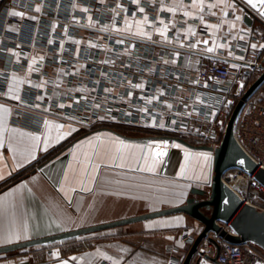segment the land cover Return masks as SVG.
Returning <instances> with one entry per match:
<instances>
[{
	"label": "built area",
	"instance_id": "obj_1",
	"mask_svg": "<svg viewBox=\"0 0 264 264\" xmlns=\"http://www.w3.org/2000/svg\"><path fill=\"white\" fill-rule=\"evenodd\" d=\"M105 1L0 0V60L3 63L0 73L8 77L5 79L0 75V99L7 98L11 77L15 73L32 81L25 85L19 103L22 106L83 127L107 123L132 126L171 133L196 145L217 147L226 131L229 112L251 85L249 80L260 73L264 48L259 47L253 53L250 45L264 44V34L257 32V26L249 27L252 30L249 40L232 45L233 57L223 52L198 53L193 50H184L177 56L167 48L173 50L176 47L163 44L160 38L148 41L117 31L129 14L139 17L147 14L156 21L158 10L151 3L137 5L131 0ZM36 5H41L40 12L35 10ZM85 7L88 12L82 10ZM140 7L145 11L140 12ZM13 11L23 12L24 16L9 15ZM32 16L37 18L33 20ZM170 36V40L175 39L176 32H171ZM118 40L124 43H117ZM159 45L163 47L157 53L155 46ZM13 52L19 53V59ZM241 55L245 57L244 61L236 59ZM41 56L43 60L39 59ZM165 60L169 63H164ZM233 63L241 67L234 69L231 67ZM29 64H32L34 73H29ZM241 82L244 84L242 88ZM138 83H143L144 88L132 87ZM106 88L113 91L106 92ZM261 89L246 103L236 121L234 133L244 152L258 168L264 169V90ZM41 96L43 99H37ZM153 96L158 99H148ZM168 103L172 104L171 109L167 107ZM60 104L65 107L60 108ZM96 104L100 105L98 109ZM142 108L148 111H140ZM189 112L191 116L187 115ZM205 113H209L207 118ZM100 116L105 119H98ZM153 116L155 127L151 123ZM172 120L177 124L172 125ZM161 123L164 127H159ZM224 180L245 203L259 208L250 194L252 190L262 192L264 187L254 176L232 169L225 174ZM225 228L233 232L231 228ZM198 235L190 228H184L181 240L190 249ZM211 239L220 245L218 255ZM168 252V264L183 263L184 258L178 255L179 248L172 246ZM216 255L217 261H211ZM204 261L208 264H256L257 261L264 264L249 245L229 243L216 233L208 234L190 264H203Z\"/></svg>",
	"mask_w": 264,
	"mask_h": 264
},
{
	"label": "crops",
	"instance_id": "obj_2",
	"mask_svg": "<svg viewBox=\"0 0 264 264\" xmlns=\"http://www.w3.org/2000/svg\"><path fill=\"white\" fill-rule=\"evenodd\" d=\"M100 1L106 3L105 0ZM142 2H149L154 9L158 10L157 20L153 21L147 14L141 17L129 14L126 17L131 24V30H124V19L123 24L117 28L120 34L148 41L160 38L163 44L176 47L177 49L173 50L172 47L167 48L172 53L178 52L179 56L184 50L203 53L208 47L221 43H229L233 52V44L249 40L250 34L245 35L243 40L239 38L244 35L240 29H249L245 22L246 12L243 7L246 5L242 0H236L239 11L229 9L227 17L223 16L219 8L211 10L205 8L204 21L199 19V9L191 7L192 0H139L137 5ZM215 2L216 0H205L206 4ZM180 5H187V7ZM172 6L177 7L175 13L168 11V8ZM185 11L193 12L194 15L185 16ZM145 15L149 22L138 24L137 22L144 20ZM235 15H240L241 20L237 22V28L232 30L229 35V25L224 21H234ZM213 24H222V27L219 30L208 27ZM164 25L168 27L167 39H164L155 30ZM189 26L195 30L194 34L190 35L187 31ZM256 26L258 27L257 32L263 35L264 27ZM138 27L150 33L151 38L136 35ZM173 31L176 32V37L170 40V34ZM198 40H207L209 43L207 45L200 43L194 48L187 46L196 44ZM155 47L159 53L163 46ZM258 48L254 50L251 48V51L256 53ZM227 51L228 49L217 47L213 53L223 52L228 56ZM2 65L0 60V68ZM31 72L34 73L35 70ZM25 78L27 79V76H17L14 82L12 79L10 81L13 89L18 90L16 94H19L21 99L27 83ZM20 101L13 99L10 94H7V98L0 99V105L11 109L10 114L0 112V121H2L0 137L4 142L3 147H0V172L7 177L6 180H0V185L30 166L34 167L16 183L2 189L0 198L6 201L12 200L13 197L6 194L12 188H17L23 181H29L32 192L28 193L25 189L24 199L17 201L15 209L0 210V234L6 232L10 227L22 226L24 222H27L30 239L0 243V247L179 206L184 204V185H187L189 190L195 186L205 188L211 180L212 162L208 181L205 182L201 175L202 169L204 173H208V169L204 167L203 161L199 157L201 151H193L182 145L177 148L175 147L177 143L167 141L166 145H160L161 150L166 151L167 155L162 158V163L157 165L156 171H143L140 170L143 161L138 165L137 158L141 152L149 154V147L155 150L157 144L153 142L158 143L161 140L144 142L124 139L103 129H115L131 138L150 136L126 134L119 130L115 124L108 127L105 124L83 127L78 123L22 106L19 104ZM46 120L51 123L45 125L44 121ZM56 124L65 125L62 130L64 132L68 131L69 125L76 130L65 136L59 143L53 140L48 151L45 152L42 141L46 136L55 137L57 135ZM13 129L18 131L13 132ZM21 133L40 136L41 148L35 160L24 162L23 167H15L20 156L17 152V159H13L14 153L9 147V142L18 149H22L25 144L30 143L27 137L21 140ZM117 137L128 143L138 144L141 148H126L118 153ZM89 139H91V144L86 142ZM77 145L79 148L76 147ZM57 148L59 149L49 158L44 159ZM185 150L190 154L187 159ZM149 155H154V151ZM121 164L124 166L121 167ZM9 172H11V176H8ZM65 174H67V181H65ZM33 177L36 179L33 180ZM61 187L64 188V192H61ZM72 188H75L74 192L71 191ZM83 188H89L91 191H83ZM69 198L71 202H69ZM62 216V226H57L56 223H51L49 226L51 217L60 218ZM184 228H190L196 234H200L203 225L186 214H175L0 255V264H61L64 260H67L68 264H104L105 262L113 264V261L108 260L106 256L119 259L121 264H168L170 247L179 248L180 258H185L190 250L184 244L183 247L180 246L183 243L181 231ZM121 249L126 251H121ZM57 252L59 253L58 257L53 255ZM212 258L214 257H211V261H213Z\"/></svg>",
	"mask_w": 264,
	"mask_h": 264
},
{
	"label": "water",
	"instance_id": "obj_3",
	"mask_svg": "<svg viewBox=\"0 0 264 264\" xmlns=\"http://www.w3.org/2000/svg\"><path fill=\"white\" fill-rule=\"evenodd\" d=\"M242 1L246 5L243 6L246 12V24L249 27H255L256 25L264 27V16L260 14L258 0L255 8L249 6L246 3V0ZM260 71V75L248 87L241 100L233 109L222 141L215 148L210 145H196L175 136L131 138L115 129H103L124 139L144 142L159 140L169 141L171 143L180 144L193 151L211 152L213 156V173L210 182L206 184L207 186L205 188L192 187L190 190V196L186 199L184 204L24 242L7 244L0 247V255L46 246L97 232L175 214H186L203 225L202 232L197 236L195 244L190 248L182 264L191 263L198 248L210 233L218 234L222 239L229 243L241 246L255 245L264 251V210L245 203L239 194L224 180V176L229 170L239 169L254 176L264 187V169L258 168L256 163L253 162L244 152L238 144L234 133L236 121L246 103L264 86V57L260 65ZM72 146H74V144H72ZM241 159L245 161L244 165L239 163V160ZM225 201H228V203L225 204ZM225 227L231 228L233 232H229ZM211 240L216 245L218 255L220 245L215 240ZM217 255L212 258L214 262L217 261Z\"/></svg>",
	"mask_w": 264,
	"mask_h": 264
},
{
	"label": "snow or ice",
	"instance_id": "obj_4",
	"mask_svg": "<svg viewBox=\"0 0 264 264\" xmlns=\"http://www.w3.org/2000/svg\"><path fill=\"white\" fill-rule=\"evenodd\" d=\"M258 2H259V7H260V14L262 16H264V0H258ZM132 3L133 4H139V0H132ZM246 3L249 6H252L253 8H255L257 6V0H246ZM117 6L118 7H122V5H117ZM180 6L181 7H187V5H180ZM73 7H76V5H73ZM191 7L199 9V13H200L199 19L201 21H204L203 12H204L205 8H207L208 10L219 8L224 17L228 16V14H229L228 10L229 9H232V10H235V11H239V9L237 7V4H236V0H216L215 3H207V4L205 3V0H192ZM35 10L37 12H40L41 11V5H36V9ZM82 10L84 12H88L89 11L88 8H86V7L83 8ZM176 10H177L176 6H172V7L168 8V11L171 12V13H175ZM125 11L127 12V9H125ZM139 11L140 12H144L145 9L143 7H140ZM212 14L215 15V13H212ZM9 15L23 17L24 13L23 12H15V11H13V12H10ZM184 15L185 16H193L194 13L190 12V11H185ZM36 18H37L36 16H32L31 17V19H33V20H35ZM89 20L91 21V17H89ZM240 20H241V16L240 15H235L234 21H228V20L224 21V23H227L229 25V31H228L229 35L232 33V30L237 28V22H239ZM148 22H149L148 21V17H147V15H145L144 20L143 21H139L137 23L138 24H144V23H148ZM161 23L163 24V21H161ZM208 27L212 28V29L219 30L222 27V24L208 25ZM105 30H107V27L105 28ZM124 30H131V24L129 23L127 17L125 18V29ZM155 30L157 32H159L164 39H167V35H166L167 30H168L167 25H164L161 28H156ZM187 31L191 35V34H194L195 30L191 26H189ZM240 32L244 33V35H241L239 37L240 40H243L245 38V35L251 34L252 30L251 29H243L242 28V29H240ZM66 33H67V28H65V34ZM135 34L138 35V36H146L149 39L151 38V34L146 32V31H144L143 28H140V27H138L136 29V33ZM233 38H235V37H233ZM48 43L51 44L52 41L49 40ZM117 43L123 44L124 41L123 40H118ZM200 43H203V44L207 45L209 42L207 40H203V41H199L198 40L196 42V44H189L187 46L190 47V48H194ZM181 46H183V45H181ZM133 47H135V45H133ZM217 47L228 49L227 55L229 57L233 56V52L231 51V45L229 43H221V44H218V45L214 44L212 47H208L206 49V52L207 53H213L216 50ZM250 47L253 50L256 49L257 47L264 48V44L257 45L256 43H252L250 45ZM8 51H13V50L12 49H8ZM13 54L16 56L17 59H19V53L13 52ZM176 55L178 56L179 53L177 52ZM39 59L43 60L44 57L41 56ZM236 59L240 60V61H244L245 57L241 55V56L236 57ZM35 62H36L35 58H33L32 63L34 64ZM164 63H169V61L165 60ZM248 66H251V65H248ZM231 67L236 69V68L241 67V65L237 64V63H233L231 65ZM32 70H33L32 69V64H29V66H28L29 73H31ZM0 75H4L5 79L8 78L7 74L0 73ZM11 79L14 82L17 79V75L15 73H13ZM210 79H214V77H210ZM26 82L29 83V84L32 83L31 80H26ZM194 82L195 83H200L199 81H194ZM97 83H99V82H97ZM129 83H131V82H129ZM42 86L43 85H37V87H42ZM205 86H207V85H205ZM132 87L136 88V89H142V88H144V84L143 83L133 84ZM240 87L241 88L244 87L243 82L240 83ZM105 91L106 92H112L113 89L112 88H106ZM17 92H18V90H14L13 87L11 86V84H10L9 87H8V92L6 94L12 95V98L15 99V100H21V96L19 94H16ZM128 95L131 96L132 93L129 92ZM37 99H43V97L41 96V97H38ZM148 99L149 100H155V99H158V97L157 96H153V97H150ZM197 99H199V97H197ZM75 102L78 103L79 101H75ZM34 107L39 108V105H34ZM59 107L60 108H64L65 105L64 104H60ZM95 107L98 109L100 107V105L96 104ZM167 107L169 109H171L172 108V104L168 103ZM185 107H187V105H185ZM140 111L147 112L148 109L147 108H142V109H140ZM0 112L9 113L10 114L11 113V109L5 107L4 105H0ZM177 115H179V113H177ZM187 115L191 116L192 113L189 112V113H187ZM204 115H205V118H207L209 113H205ZM211 115H214V113H211ZM70 119H72V118H70ZM98 119L103 120V119H105V117L104 116H100V117H98ZM44 123H45V125H49L51 122L46 120V121H44ZM151 123H152V126H154V127L157 126L156 125L155 116L152 117ZM171 124L172 125H176L177 121L176 120H172ZM0 127H2V121H0ZM55 127L58 129L57 135L55 137H52L51 135L46 136L43 139V141H42L43 151H45V152L48 151L50 145L53 143V140L56 143H59V141L63 140L65 138V136L70 135L71 132L76 130L71 125H69L67 132L62 131L65 128V125H63V124H56ZM159 127H164V124L161 123L159 125ZM181 130H185V129L181 128ZM12 131L13 132H17L18 130L17 129H13ZM196 131L199 133V129H196ZM98 135H100V134H98ZM25 137H27V139H28V141H30V143L25 144V146L22 149H18L16 147H14L12 145V143L9 142V147L12 148L13 153H14L13 159L14 160L17 159V155H16L17 152H19V156H20V160L15 165V167H23L24 162H26V161L30 162L31 160H35L36 157H37V153H38V151H40V148H41V137L40 136L33 135L31 133H21V137H20L21 140H23ZM116 141L118 142V145H119V147L117 149L118 153L121 152L123 149H126V148H141L140 145L134 144V143H128L125 140L120 139L119 137L116 138ZM86 142L91 144V139H89ZM3 143H4L3 142V138L0 137V147H3ZM153 143L157 144L155 150H153L151 147H149L148 152H149V154H151L154 151V155L150 156L149 154H144L143 152H141V155L136 160V163L138 165H140V162L143 161V165H142L140 170L149 171V172H155L157 165L162 163V158L167 155V152L161 150V148H160V145L161 144L166 145L167 141H160L158 143L157 142H153ZM76 147L79 148V145H77ZM175 147L179 148V147H181V145L180 144H176ZM185 155H186V159L190 155L187 152V150H185ZM199 157L202 159L204 167H206L208 169V173H204L203 169L201 170V175H202L204 181L207 182L208 179H209V176H210L211 162H212L213 156H212L211 152H201V153H199ZM239 163L241 165H244L245 161L243 159H241V160H239ZM120 166L123 167L124 165L121 164ZM97 168H98V166H97ZM8 176H11V172L8 173ZM6 178L7 177L2 172H0V180H6ZM32 179L35 180L36 177H33ZM65 181H67V174H65ZM81 183H83V182L81 181ZM25 189L27 190L28 193L32 192V188L29 187V181H23L17 188H12L6 194L9 197H13L12 200L6 201V200L0 198V210H5L6 211L9 208L15 209L16 206H17V201L18 200L22 201L24 199V190ZM60 190H61V192H64V188L63 187H61ZM82 190L83 191H91V189H89V188H83ZM71 191L74 192L75 188H72ZM65 195L67 196L66 192H65ZM69 202H71L70 198H69ZM227 203H228V201H225V204H227ZM13 215H14V212H13ZM177 219H179V218H177ZM51 223H56L57 226H62L63 216L60 217V218L51 217L49 226H51ZM20 239H30V236L28 235V223L27 222H24L22 224V226L10 227L6 232H4L3 234H0V243H12L13 241H19ZM169 239H172V237H169ZM180 246L183 247L184 246L183 243H181ZM121 251H126V250L125 249H121ZM53 255L58 257L59 253L58 252L57 253H53ZM106 258L108 260H112L113 264H121V261L119 259H115L112 256H106ZM73 259H75V257H73ZM61 264H68V261L64 260V261L61 262ZM203 264H208V262L204 261ZM256 264H260V261H257Z\"/></svg>",
	"mask_w": 264,
	"mask_h": 264
},
{
	"label": "trees",
	"instance_id": "obj_5",
	"mask_svg": "<svg viewBox=\"0 0 264 264\" xmlns=\"http://www.w3.org/2000/svg\"><path fill=\"white\" fill-rule=\"evenodd\" d=\"M257 78V76H253L250 80H249V84H252L255 79ZM264 90V87L261 89ZM233 110H231L229 112V116H231ZM117 125V124H115ZM105 126H112V124H105ZM116 127H118L119 130L123 131L126 134H133V135H139V136H174L171 133H164L162 131H158V130H150V129H144V128H136V127H132V126H125V125H117ZM60 148V147H59ZM59 148H57L55 151H53L51 154L47 155L44 159L49 158L54 152H56ZM43 159V160H44ZM42 161V160H41ZM40 163V162H39ZM34 166H30L29 168L25 169L23 172H20L19 174L14 175L13 177H11L9 180H7L6 182H4L3 184L0 185V191L2 189H6L8 187H10L11 185H13L14 183H16L19 179H21L22 177L26 176L28 174V172H30L33 169ZM253 246H250V248ZM252 249V248H251ZM259 249V248H257ZM260 250V249H259ZM262 251V250H261Z\"/></svg>",
	"mask_w": 264,
	"mask_h": 264
},
{
	"label": "rangeland",
	"instance_id": "obj_6",
	"mask_svg": "<svg viewBox=\"0 0 264 264\" xmlns=\"http://www.w3.org/2000/svg\"><path fill=\"white\" fill-rule=\"evenodd\" d=\"M260 73L257 75V77ZM213 173V172H212ZM207 186V185H206ZM205 186V187H206ZM196 187V186H195ZM201 188V187H200ZM180 190V189H179ZM190 196V190L187 185H184L183 189V202L185 203L186 199ZM250 197L253 199L254 204H256L259 208L264 209V191L258 192L256 190H252ZM252 246V245H251ZM252 250L261 258L264 262V252L257 249L256 246L251 247Z\"/></svg>",
	"mask_w": 264,
	"mask_h": 264
}]
</instances>
